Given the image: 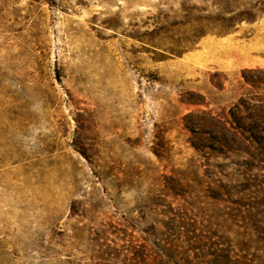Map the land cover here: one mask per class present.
<instances>
[{"label":"rangeland","instance_id":"1","mask_svg":"<svg viewBox=\"0 0 264 264\" xmlns=\"http://www.w3.org/2000/svg\"><path fill=\"white\" fill-rule=\"evenodd\" d=\"M263 97L264 0H0V264H176L181 219L247 264L231 134Z\"/></svg>","mask_w":264,"mask_h":264},{"label":"trees","instance_id":"2","mask_svg":"<svg viewBox=\"0 0 264 264\" xmlns=\"http://www.w3.org/2000/svg\"><path fill=\"white\" fill-rule=\"evenodd\" d=\"M253 107H249L252 114L249 116L234 113L233 127L234 131L231 134L232 145L234 146L238 174V193L240 202L238 205L243 213L246 206L249 208L250 237L246 244L242 241L240 252L247 255H237L238 262L241 259L247 264H264V222L261 217L264 215V200L261 196L264 195V97L259 103H254ZM219 135V132H218ZM226 135L220 133L218 142L222 145L230 144L226 140ZM246 155V156H245ZM248 156V158H247ZM245 192H248V202L244 203ZM180 223L179 230L174 236L160 233L161 238L151 241L157 242V247L163 253V257H167L173 262L179 263L183 258H189L192 254L203 256L208 264H226L231 261V255L227 253H219L215 251L207 237L193 236L195 230L188 229L184 221H176ZM184 224V225H183ZM182 227V228H181ZM161 239V240H160Z\"/></svg>","mask_w":264,"mask_h":264}]
</instances>
